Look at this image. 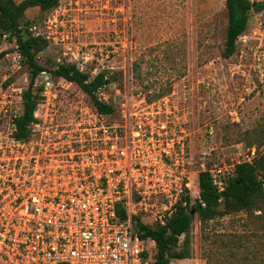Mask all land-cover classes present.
<instances>
[{
    "label": "rangeland",
    "instance_id": "rangeland-1",
    "mask_svg": "<svg viewBox=\"0 0 264 264\" xmlns=\"http://www.w3.org/2000/svg\"><path fill=\"white\" fill-rule=\"evenodd\" d=\"M19 26L24 32L35 26L46 41L35 56L45 69L34 84L39 96L34 114L41 124L52 122L74 134L77 124L88 129L97 117L86 94L53 76L63 63L90 79L103 73L121 91L127 72L133 104L168 97L175 135L182 137L179 131L184 130L188 136L183 187L190 202L198 198L199 172L210 171L223 188L236 165L264 152V12H251L230 58L222 56L224 0H58L57 7L45 12L28 9ZM15 46L14 38L0 31V93L19 115L29 73L15 59ZM10 120L8 113H0L3 147H11ZM47 128L38 132L44 141L54 131ZM20 167L32 174L25 164ZM261 207L206 223L194 214L187 245L182 236L175 249L186 248L188 258L171 264H264ZM141 221L155 226L148 214ZM149 249L152 260L156 250Z\"/></svg>",
    "mask_w": 264,
    "mask_h": 264
},
{
    "label": "built area",
    "instance_id": "built-area-1",
    "mask_svg": "<svg viewBox=\"0 0 264 264\" xmlns=\"http://www.w3.org/2000/svg\"><path fill=\"white\" fill-rule=\"evenodd\" d=\"M28 31L39 35L35 26ZM14 52L19 61L17 46ZM126 74L123 91L106 77L93 92L113 114H97L88 129L77 124L74 134L34 114L29 138L17 140L19 115L0 93V113L11 119V147L0 141L2 264H152L154 242L140 238L133 219L148 214L163 226L173 213L187 186L188 136L175 135L167 96L133 104ZM45 127L54 130L46 141L38 136Z\"/></svg>",
    "mask_w": 264,
    "mask_h": 264
},
{
    "label": "trees",
    "instance_id": "trees-1",
    "mask_svg": "<svg viewBox=\"0 0 264 264\" xmlns=\"http://www.w3.org/2000/svg\"><path fill=\"white\" fill-rule=\"evenodd\" d=\"M58 0H23L18 4L13 0H0V31L14 38L21 56V64L29 73L27 89L22 93V112L14 120L17 140H26L30 136L28 127L36 122L33 115L38 105V95L34 93L37 77L45 72L35 56L46 46V41L40 37H33L27 30L20 28L19 21L24 13L31 8H38L45 12L57 7ZM227 26L225 32L224 50L222 56L230 58L236 52V42L246 31L251 12H264V0L250 3L244 0H224ZM28 31V32H27ZM4 53H0V60ZM53 76L76 85L92 101L96 112L100 115H111L114 109L111 105L99 103L93 92L105 83L103 73L89 75L80 71L75 65L60 64L52 71ZM41 91V90H39ZM163 97V96H161ZM160 97V98H161ZM159 99V98H158ZM219 191L214 185L210 171L205 170L197 175L198 198L190 202L188 192L179 197L175 209L163 226L143 224L140 218L133 219V227L140 238L154 242L156 253L152 264H171L173 260L188 258L186 248L175 251L180 237H185L183 246L187 245V235L193 222V215L197 214L201 223L211 221L216 217H225L234 213L260 211L264 204V152L259 153L250 162H243L234 167L232 176L223 184ZM202 203L204 206H202ZM122 216V212L117 210ZM193 213V214H191Z\"/></svg>",
    "mask_w": 264,
    "mask_h": 264
},
{
    "label": "water",
    "instance_id": "water-1",
    "mask_svg": "<svg viewBox=\"0 0 264 264\" xmlns=\"http://www.w3.org/2000/svg\"><path fill=\"white\" fill-rule=\"evenodd\" d=\"M191 214H193V213H191Z\"/></svg>",
    "mask_w": 264,
    "mask_h": 264
}]
</instances>
